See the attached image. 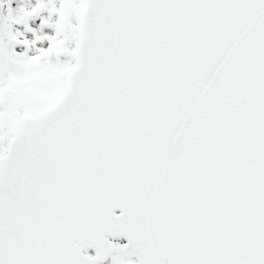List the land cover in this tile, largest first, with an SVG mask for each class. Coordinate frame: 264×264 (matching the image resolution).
Returning a JSON list of instances; mask_svg holds the SVG:
<instances>
[{
  "label": "snow or ice",
  "instance_id": "1",
  "mask_svg": "<svg viewBox=\"0 0 264 264\" xmlns=\"http://www.w3.org/2000/svg\"><path fill=\"white\" fill-rule=\"evenodd\" d=\"M12 4L0 264H264V0Z\"/></svg>",
  "mask_w": 264,
  "mask_h": 264
},
{
  "label": "flooded vegetation",
  "instance_id": "2",
  "mask_svg": "<svg viewBox=\"0 0 264 264\" xmlns=\"http://www.w3.org/2000/svg\"><path fill=\"white\" fill-rule=\"evenodd\" d=\"M20 0H13V7H16L19 4ZM91 251V250H90Z\"/></svg>",
  "mask_w": 264,
  "mask_h": 264
}]
</instances>
